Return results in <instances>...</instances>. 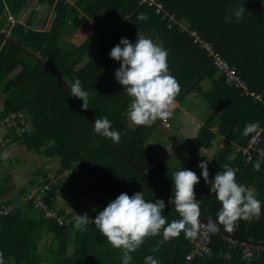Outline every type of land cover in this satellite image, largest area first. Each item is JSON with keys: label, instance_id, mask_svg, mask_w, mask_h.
Instances as JSON below:
<instances>
[{"label": "trees", "instance_id": "trees-1", "mask_svg": "<svg viewBox=\"0 0 264 264\" xmlns=\"http://www.w3.org/2000/svg\"><path fill=\"white\" fill-rule=\"evenodd\" d=\"M159 1L163 11L155 13L153 7L139 5L137 0H36L25 23L17 20L9 24L3 3L17 18L28 0H0V117L17 110L27 114L31 131L12 140L39 156L58 160L51 178L41 170L30 183L50 184L43 198L45 205L69 218L68 223L59 225L54 217H45L44 210L24 198L19 202L27 188L20 190L14 197L18 203L0 217V251L5 264H122V251L113 248L94 225L76 230V215L54 206L53 195L59 191L75 197V209L96 197L97 207L84 212L92 219L121 193L131 196L142 191L146 200L165 202L164 214L171 222L179 219L174 206L168 203L173 198L171 175L184 168L200 177L194 188L196 199L202 202L200 218L207 222L211 216L216 220L221 204L201 176L198 165L203 160L190 156L185 164L176 167L166 159L156 161L145 139L159 121L133 129L128 124L126 110L131 98L120 84L111 83L108 57L121 38L134 43L137 32L168 50L169 71L181 86L176 101L193 95L203 100L210 111L192 142V151L207 150L222 138L223 146L207 164L209 180L223 165L236 166L237 181L252 186L262 202L260 219L240 220L232 233L240 239L264 240V160L259 171L253 167L261 159L259 151L264 149V108L226 82L211 56L188 34L196 31L210 42L236 67L251 89L264 94V0ZM45 3L53 7L49 26L33 29L31 24ZM240 6L246 11L237 20L232 13ZM163 12L172 15L175 22L171 27ZM140 14L147 19H138ZM229 15L230 23L225 22ZM91 21L96 26L82 41L62 40L66 31L77 33ZM183 22L187 28L184 31L179 26ZM94 44L100 48V56L83 62V55ZM77 78L90 92L88 109L70 95V84ZM103 116L122 133L119 143L95 133L94 121ZM250 122H259L263 130L245 161L246 154L241 151L252 134L245 136L243 131ZM7 180L8 177L0 182V195L10 188L5 186ZM220 233H228L222 225L211 239L213 256L196 257L191 264H264V253L251 262L240 260L237 252L225 258L227 246ZM189 248L190 238L183 232L169 240L157 235L131 253V264H144L147 256L158 259L160 264H184Z\"/></svg>", "mask_w": 264, "mask_h": 264}, {"label": "clouds", "instance_id": "clouds-1", "mask_svg": "<svg viewBox=\"0 0 264 264\" xmlns=\"http://www.w3.org/2000/svg\"><path fill=\"white\" fill-rule=\"evenodd\" d=\"M245 11L240 6L233 10L232 15L240 20ZM138 19L146 20L147 16L140 14ZM231 19V15L226 16L225 22L230 23ZM168 55V50L161 43L154 42L140 32H137L134 43L121 38L109 52L111 59L120 62L114 77L131 98L126 115L135 126L150 127L158 119L166 121L172 116V108L181 92V86L169 71ZM70 95L82 101L83 109H88L90 92L82 87L79 78L70 84ZM259 127V122H250L245 125L243 135L256 133ZM94 131L113 143L121 140L122 133L113 128L107 116L94 121ZM258 155L261 159L253 165L257 171L264 160V149ZM207 164L208 160H203L198 165L201 176L205 184L210 185V192L215 194L221 207L215 221L211 216L207 217L206 229L215 234L222 225L225 231L232 232L240 220H259L262 202L254 189L238 182L236 170L227 164L209 180ZM171 179L173 198L168 203L174 206L179 219L169 222L164 214L165 202L162 199L154 202L146 200L141 191L131 196L121 193L99 211L94 219L87 213L76 214L75 229L83 231L89 224L94 225L113 248L122 251V264H131V253L137 251L148 238L162 234L164 240H169L183 232L187 238L195 239L201 228L202 202L196 199L194 191L200 177L192 170L180 168L172 173ZM0 264H5L3 251H0ZM144 264H160V261L147 256Z\"/></svg>", "mask_w": 264, "mask_h": 264}, {"label": "crops", "instance_id": "crops-1", "mask_svg": "<svg viewBox=\"0 0 264 264\" xmlns=\"http://www.w3.org/2000/svg\"><path fill=\"white\" fill-rule=\"evenodd\" d=\"M35 1L36 0H28V3L21 10L17 18L10 12L9 5L3 3V12L4 14H6V23L13 24L17 20L25 23L26 19L29 16L31 7L34 5ZM67 1L73 3L75 0ZM52 9L53 7L49 4H43L37 12L36 17L31 24V27L36 30H43L48 27L51 20ZM8 15L13 18V22L8 21ZM184 24V22L182 24H179V26L183 28V31L187 29L185 27L186 24L185 26ZM94 26L96 25L93 23V21H91L89 24H85L82 28H80L77 33H73L68 30L62 35V40L65 41L67 39H70L72 41H82L87 37L89 32L94 30ZM4 30L5 28H3L2 32ZM189 32V36L193 39ZM74 34H76V38H73ZM99 56L100 48L96 44H94L83 55L82 61L87 62L88 60H95ZM108 61L110 62L109 65L113 73L111 83L119 84L114 77V73L115 70L120 67V62L111 59L110 56L108 57ZM2 102L3 96L2 92L0 91V110L2 107ZM209 114L210 111L205 102L200 98H195L193 95L188 96V98L182 102H178L175 100V104L172 108V116L168 119L171 125L170 128L168 129L162 127L160 125L161 120L158 119L159 122L155 125V127L145 139L146 147L151 150L150 152L154 155L156 161L166 159L167 162L174 167L185 164L190 156H193L195 160L199 161H211L216 153V150L223 146L222 138H218L216 144L211 146L207 150L199 149V151H192V142L196 137L198 128ZM128 124L132 129L138 127L133 125L129 119ZM156 128H160V130L162 131L163 135L165 136L163 137V139H160V137H157L153 133L154 129ZM15 136L17 137V135H15L11 129L0 126V182L8 177L5 186L10 187L5 194L0 195V206H15L18 202L14 201V197L20 190L40 185H32L30 183L31 180H33L35 177H38V175L34 173L35 171L33 172L31 169V166H33V159L40 158L44 160V164H46L47 167L45 168V165L41 170L47 171L48 177L50 178L55 174V171L58 167V160L56 158H44L37 155L33 152V150H28L24 144H19L16 141L12 140ZM237 154L238 152L234 153L232 155V158L235 159ZM34 156L35 158H33ZM47 160H54L56 162L55 170L49 169L50 167L47 164ZM244 160L248 161L249 159L244 158ZM234 169L237 170V167L234 166ZM249 187L254 189L252 186ZM22 200L23 197L19 199V202Z\"/></svg>", "mask_w": 264, "mask_h": 264}, {"label": "built area", "instance_id": "built-area-1", "mask_svg": "<svg viewBox=\"0 0 264 264\" xmlns=\"http://www.w3.org/2000/svg\"><path fill=\"white\" fill-rule=\"evenodd\" d=\"M137 2L139 5L145 4L148 7H153L155 13L163 11V5L159 0H137ZM163 16L168 17V27H171V25L175 22L172 15H168L163 12ZM7 19L9 22H13V18L10 15L7 16ZM189 33L193 37L194 42L200 44V46L207 51L208 55L211 56L213 65L218 72L225 77L226 82H230L240 91L242 96L250 97L254 102L264 108L263 92L251 89L247 81L237 73L236 67L231 65L221 53L217 52L210 42L201 39L196 31H190ZM160 125L168 129L171 126L168 120L161 121ZM0 126L11 129L17 136L31 131L28 116L23 110L9 112L6 115L1 116ZM262 130L263 129L259 127L257 132L253 133L249 138L247 147L243 148L242 152L246 154L247 159L250 158V148L257 145L260 141ZM153 133L157 137L164 136L160 128L154 129ZM56 180L57 179H53V182ZM49 185L50 184L48 183H43L35 187H29L27 188L23 198L26 202L32 203L35 208L44 210L45 217H54L59 225H64L68 223L69 218L65 215L58 214L53 209L48 208L43 200L49 190ZM11 209V206H0V217L10 212ZM200 221L201 228L199 234L195 239L190 238V248L185 254L184 264H191L192 260L199 256L207 258L213 256L211 239L214 234L206 229V221L201 218ZM220 238L227 246V250L223 253L225 258H230L233 252H237L241 260L251 262L264 253V240H254L252 238L240 239L232 232L220 233Z\"/></svg>", "mask_w": 264, "mask_h": 264}, {"label": "rangeland", "instance_id": "rangeland-1", "mask_svg": "<svg viewBox=\"0 0 264 264\" xmlns=\"http://www.w3.org/2000/svg\"><path fill=\"white\" fill-rule=\"evenodd\" d=\"M73 38H76V34H74ZM163 137H165V136H163ZM163 137H160V139H163ZM33 158H35V156ZM55 163L56 162L54 160H47V164L50 167L49 168L50 170L51 169L55 170V165H56ZM45 165L46 164H44L43 159L35 158V159H33V166H31L32 167L31 169L33 172L35 171L34 173H36L39 177L41 174L40 171L42 168H44ZM46 167H47V165L45 166V168ZM54 199H55L54 203H56V204H54L55 207L64 208L68 211L70 210V211H72L73 215H76L77 213L83 214L87 210L93 209V208L97 207V205H98V202L96 201V197H92L86 201L84 206H82L81 208L75 209V206H74L75 197L73 195L66 194L65 191L56 192L54 195Z\"/></svg>", "mask_w": 264, "mask_h": 264}]
</instances>
